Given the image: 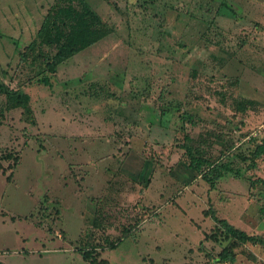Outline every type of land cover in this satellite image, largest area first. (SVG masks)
Listing matches in <instances>:
<instances>
[{
  "label": "rangeland",
  "instance_id": "obj_1",
  "mask_svg": "<svg viewBox=\"0 0 264 264\" xmlns=\"http://www.w3.org/2000/svg\"><path fill=\"white\" fill-rule=\"evenodd\" d=\"M80 2L108 33L50 72L38 31ZM0 84L29 95L35 121L0 113L1 262L264 264L261 245L218 263L205 240L213 214L264 236V157L248 166L264 140V0H0ZM199 141L240 174L210 188L178 146L200 156Z\"/></svg>",
  "mask_w": 264,
  "mask_h": 264
},
{
  "label": "trees",
  "instance_id": "obj_2",
  "mask_svg": "<svg viewBox=\"0 0 264 264\" xmlns=\"http://www.w3.org/2000/svg\"><path fill=\"white\" fill-rule=\"evenodd\" d=\"M103 23L104 22L100 16L86 3L84 4L80 2L79 8H75L72 5H56L53 12H49L48 15H46L37 34V37L40 40V45L55 49V53L51 56L52 59L50 63H47V70L55 72L58 64L104 38L108 31ZM32 43H34V41ZM24 54L27 55V52H24ZM0 94L4 96V105L0 108V113L11 109L21 108L31 123H35L32 117V109L29 104L30 97L28 94L9 89L2 84H0ZM210 144L211 143L208 142L206 147H209ZM204 145V141H199L196 146L197 151L201 153L200 156H196L193 150L188 147L186 148L184 144L178 146L185 149V154L189 158L187 164L189 167L192 166L196 169L200 165L208 166L209 171L213 174L211 177L212 179L210 180L206 178V176L202 178L208 181L210 188L214 187L215 183L227 174H240L238 170H233L229 163H221L220 160H217L216 162L211 161L209 159V154H206L204 151ZM252 156L256 159L254 161L252 159L248 164V166H250L249 168H255L258 157H264V140L255 146ZM148 174L149 171H147L143 178L145 185L150 181ZM255 182H260L264 185V179L262 178H258ZM261 210L263 213L264 204L262 205ZM212 217L216 222V225L213 231L205 236V240L208 239L221 246L216 262L233 263L236 259L234 250L241 244L252 243L264 247V236L249 235L244 230L230 224L226 219L218 218L214 214ZM111 246L113 247L114 244H111ZM93 253L95 254L96 251ZM95 258L97 257L95 256ZM103 262L104 261H101V264ZM0 264L4 263L0 261Z\"/></svg>",
  "mask_w": 264,
  "mask_h": 264
},
{
  "label": "crops",
  "instance_id": "obj_3",
  "mask_svg": "<svg viewBox=\"0 0 264 264\" xmlns=\"http://www.w3.org/2000/svg\"><path fill=\"white\" fill-rule=\"evenodd\" d=\"M259 113V117H262L263 115H264V110L263 111H261V112H258ZM263 126V125H262ZM238 200H239V197H237V196H231L230 198H228L227 200H226V203L224 202V206H223V203L221 204V207H223V208H227V209H232V208H234L235 206H236V204L238 205ZM218 208H219V206H218ZM217 208V209H218ZM226 209V210H227ZM230 212V210H227L226 212ZM230 224H232L231 222V219L230 218H228L227 217V219H226Z\"/></svg>",
  "mask_w": 264,
  "mask_h": 264
}]
</instances>
